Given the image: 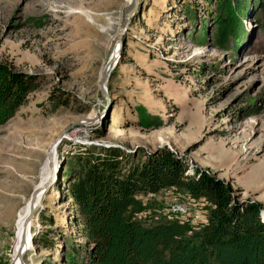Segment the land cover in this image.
Here are the masks:
<instances>
[{"label":"rangeland","instance_id":"rangeland-1","mask_svg":"<svg viewBox=\"0 0 264 264\" xmlns=\"http://www.w3.org/2000/svg\"><path fill=\"white\" fill-rule=\"evenodd\" d=\"M263 3L0 0V101L15 107L8 119L0 112V264H13L17 216L41 182L50 143L85 117L92 122L74 125L55 148L26 264H92L68 193L69 164L90 147L137 158L168 147L191 170L230 182L241 200L262 203L263 216ZM118 43L106 97L100 76ZM16 75L24 82L13 85ZM137 199L146 223L198 224L208 213L182 188Z\"/></svg>","mask_w":264,"mask_h":264},{"label":"trees","instance_id":"trees-1","mask_svg":"<svg viewBox=\"0 0 264 264\" xmlns=\"http://www.w3.org/2000/svg\"><path fill=\"white\" fill-rule=\"evenodd\" d=\"M11 81L24 82L19 75ZM0 112L8 119L15 107L1 100ZM135 156L120 148L90 147L69 164L68 193L78 228L91 244L92 264H264L262 203L241 200L230 182L208 169L191 170L168 147ZM172 187L206 201V219L146 223L137 217L138 194Z\"/></svg>","mask_w":264,"mask_h":264},{"label":"water","instance_id":"water-1","mask_svg":"<svg viewBox=\"0 0 264 264\" xmlns=\"http://www.w3.org/2000/svg\"><path fill=\"white\" fill-rule=\"evenodd\" d=\"M135 12V7L129 11L128 16H127V26L129 25L130 21H131V16L134 14ZM120 44L118 43L117 46L115 47L112 55L110 56V64L109 67L102 73L101 78H100V89L102 91V93L107 97L108 96V92H107V86H106V81L112 71V69L114 68L115 64L119 61V57H120ZM93 118L92 117H85L82 120H78L74 123H72L71 125L67 126L64 128V130L62 131V133L57 136L49 145L48 149H47V155L49 157V164H50V168L52 169V175L51 178L44 184L36 186L35 189L33 190L32 194H31V199H30V213L29 216L27 218L26 221V227L24 229V233L21 239V243H20V248H19V258L21 260V264H26L24 261V251L26 250V243H27V233H28V224L30 223V221L34 218V216L36 215V205H37V201L39 198V195L42 191L46 190V188L48 187L49 183L52 181V176H53V168H54V155H53V148L56 147L63 139L64 137L67 136V133L69 132V130L76 124H83L84 121H89L92 122ZM33 238V236H32Z\"/></svg>","mask_w":264,"mask_h":264},{"label":"bare ground","instance_id":"bare-ground-1","mask_svg":"<svg viewBox=\"0 0 264 264\" xmlns=\"http://www.w3.org/2000/svg\"><path fill=\"white\" fill-rule=\"evenodd\" d=\"M109 64H110V58H108V60L105 62V67L102 70V73L109 67ZM86 124H87V122H86ZM55 148L56 147L53 148L52 152L54 155V162L56 163V152H55L56 149ZM51 175H52V169L50 168L49 157L47 155V159H46V162H45L44 167H43V177L41 179V182L37 186L46 183L51 178ZM50 183H49L48 187L50 186ZM48 187L46 188V190L48 189ZM46 190L42 191L39 195L37 205H36V211L38 210V208L41 205L42 198H43L44 193H46ZM30 199L26 203V205L19 211L18 216H17V221H16V229H17V233H16L17 237L16 238L17 239H16V243H15L14 248H13V264H21V260L19 258V248H20L21 239H22V236L24 233V229L26 227V221H27V218H28L29 213H30ZM177 212H179L181 215L184 216L187 211L185 209L181 208ZM32 226H33V221L31 220L30 223L28 224L27 243H26V248H25L26 250L24 251V255H26L29 251H31L35 247V244H34V241L32 238V236H33Z\"/></svg>","mask_w":264,"mask_h":264}]
</instances>
